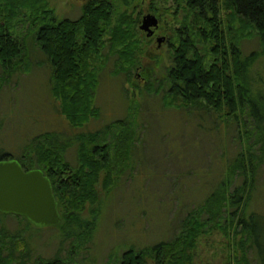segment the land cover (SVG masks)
Returning a JSON list of instances; mask_svg holds the SVG:
<instances>
[{"label": "trees", "instance_id": "obj_1", "mask_svg": "<svg viewBox=\"0 0 264 264\" xmlns=\"http://www.w3.org/2000/svg\"><path fill=\"white\" fill-rule=\"evenodd\" d=\"M132 1L119 0L121 5L118 8L113 0L88 1L81 5L76 18H57L49 0H0V89L12 75L28 68L25 38L29 31L38 49L51 63L50 91L58 102V111L73 128H82L90 120L98 119L100 109L95 104V92L100 80L101 61L111 54L116 74L123 70L130 74L140 58L141 50L133 38L139 19L128 15L132 12ZM180 2L182 40L177 50L169 52L171 55L163 77L164 106L189 108L196 105L208 114H231L236 120L240 109L242 116L247 113L253 118L257 131L263 132L264 98L254 92L250 70L264 56V0ZM196 12L205 27L200 39L204 54L197 53L193 45L191 18ZM20 22L26 32L18 34L16 28ZM227 30L237 45L243 37L257 36L259 48L246 54L243 47H233L227 59L224 52ZM206 51L217 57L211 66H207ZM143 70L142 74L149 81L151 74ZM147 80L145 82L149 83ZM134 114L131 107L122 118L93 132L72 136L56 130L39 133L28 139L18 155L0 151V161L16 159L24 170H42L50 181L61 217L55 227L64 234L78 231L83 239L90 238L97 227L99 196L96 185L100 181L109 193L117 182L115 175L128 162L131 145L139 138ZM250 138V135L246 136L248 141ZM255 138L256 134L253 141ZM72 146L76 147L75 165L64 155ZM249 152H252L251 147ZM254 158L257 157L252 153L247 161L242 155L237 156L229 165L231 173L234 174L238 167L242 169L244 163L242 171L247 176L249 172L254 179ZM232 178L233 175L226 188ZM245 185L243 181L236 186L226 200L222 195L223 198L217 201L221 193H210L200 208L189 211L180 231L172 239L160 240L139 251L128 248L114 264H147V259L152 264H194L197 241L211 229L212 223L227 238L238 234L239 249L253 250L257 258L258 233L254 213L246 212L250 190L244 191ZM227 204L233 208L227 221L221 224L218 220L221 208ZM87 207L94 212L90 219H83L81 214ZM202 212L207 213L205 219L200 218ZM26 254V242L21 232L10 233L0 227V264H12L13 261L19 264ZM234 263L249 264L246 256L242 259L235 256ZM38 264H72V260L54 255L45 259L38 257ZM225 264L233 263L228 259Z\"/></svg>", "mask_w": 264, "mask_h": 264}, {"label": "rangeland", "instance_id": "obj_2", "mask_svg": "<svg viewBox=\"0 0 264 264\" xmlns=\"http://www.w3.org/2000/svg\"><path fill=\"white\" fill-rule=\"evenodd\" d=\"M139 1L133 0L132 4ZM113 2L120 7L119 0ZM49 3L57 18H76L80 14L78 0H49ZM137 23L133 36L136 42L139 38ZM24 28L20 22L16 33H25ZM243 38L244 53L259 48L257 36ZM137 45L141 50L140 58L130 74L126 70L116 74L111 54L101 61L95 92L100 116L82 128H73L58 111V102L51 95V63L27 31L28 68L12 75L0 89V151L18 155L29 138L46 131H61L67 136L93 132L122 118L131 107L139 138L131 145L128 162L115 175L117 182L109 193L100 181L96 185L97 227L90 238L83 239L78 231L64 234L54 225H38L27 222L22 216L0 211V227L10 233L21 232L26 242L27 254L19 264H38V257L45 259L54 255L71 259L72 264L117 263L128 248L139 251L160 240L172 239L189 211L200 208L210 193H221L217 201L223 197L226 200L229 192L243 181L244 185L247 182L244 191L250 190L248 201L244 202L246 212L254 213L257 227V258L253 250L239 249L238 234L227 238L212 223L214 228L197 241L194 264H225L228 259L235 264V256L240 259L246 256L249 264H264V124L263 132H258L253 118L247 113L242 116L240 109L236 120L231 114H208L196 105L189 108L164 106L163 77L171 54L164 48L157 49L154 44ZM142 70L151 74L149 81ZM250 78L254 92L264 98V56L252 66ZM254 134L256 141H253ZM247 135L251 136L249 141ZM75 148L69 147L64 154L72 165L76 164ZM251 153L257 157L253 160L255 178L242 171L243 162L242 169L238 167L232 174L230 163L239 155L247 161ZM232 175V182L226 188ZM232 208L228 204L221 208L218 219L221 224L227 221ZM93 212L87 207L82 218L90 219ZM206 217V212L200 214L201 219ZM147 264H152L150 259Z\"/></svg>", "mask_w": 264, "mask_h": 264}, {"label": "water", "instance_id": "obj_3", "mask_svg": "<svg viewBox=\"0 0 264 264\" xmlns=\"http://www.w3.org/2000/svg\"><path fill=\"white\" fill-rule=\"evenodd\" d=\"M157 25V18L147 13L140 28ZM0 211L23 216L38 225H58L61 217L49 179L42 170H24L16 159L0 161Z\"/></svg>", "mask_w": 264, "mask_h": 264}, {"label": "flooded vegetation", "instance_id": "obj_4", "mask_svg": "<svg viewBox=\"0 0 264 264\" xmlns=\"http://www.w3.org/2000/svg\"><path fill=\"white\" fill-rule=\"evenodd\" d=\"M93 0H78L83 6L86 2ZM132 17L138 16L139 21L137 23V31L139 38L137 43L144 46L145 44H154L157 49L164 48L168 52L173 49L177 50L180 46L182 40V28H183V11L180 0H141L131 6ZM151 13L157 18V25L149 27L148 30L141 29V18L143 15ZM199 13H194L192 15V30L194 37V49L197 53H205L201 49V36L204 32V23L198 19ZM228 29V24L226 25ZM228 33V30L226 31ZM225 32V43L224 52L227 59L230 58L232 53V48L239 46L241 47V41L236 44L235 40H232L230 34ZM229 35V36H228ZM233 42V43H232ZM206 62L207 66H211L216 62V56L210 51H206ZM137 76H139L137 74ZM143 80L144 77H142Z\"/></svg>", "mask_w": 264, "mask_h": 264}]
</instances>
